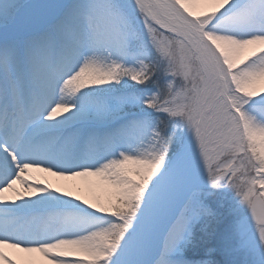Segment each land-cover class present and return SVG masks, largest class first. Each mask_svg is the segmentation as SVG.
<instances>
[{"label": "snow or ice", "instance_id": "obj_1", "mask_svg": "<svg viewBox=\"0 0 264 264\" xmlns=\"http://www.w3.org/2000/svg\"><path fill=\"white\" fill-rule=\"evenodd\" d=\"M0 264H264V0H0Z\"/></svg>", "mask_w": 264, "mask_h": 264}, {"label": "bare ground", "instance_id": "obj_2", "mask_svg": "<svg viewBox=\"0 0 264 264\" xmlns=\"http://www.w3.org/2000/svg\"><path fill=\"white\" fill-rule=\"evenodd\" d=\"M34 176L38 177V178H46L48 180H50L53 184V187L60 185H74L77 189H78V194H80L82 197L84 198H88L89 200H92L94 196H99V190L98 189H93L89 186V184L85 181H83L81 178H78L77 180L74 181H61L58 180L55 177H49L47 176V174L45 173H33ZM10 254H12L10 252ZM17 256H23L25 254L23 253H17L15 254Z\"/></svg>", "mask_w": 264, "mask_h": 264}, {"label": "rangeland", "instance_id": "obj_3", "mask_svg": "<svg viewBox=\"0 0 264 264\" xmlns=\"http://www.w3.org/2000/svg\"><path fill=\"white\" fill-rule=\"evenodd\" d=\"M82 179V178H81ZM83 181H85L84 179H82ZM86 182V181H85ZM99 190V196H103V192L100 190V189H98ZM252 223H253V227H255V220L254 221H252Z\"/></svg>", "mask_w": 264, "mask_h": 264}]
</instances>
